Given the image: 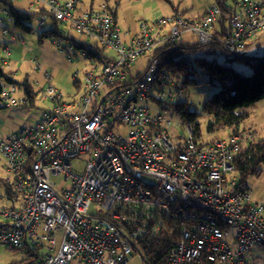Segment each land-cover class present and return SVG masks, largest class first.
Segmentation results:
<instances>
[{
	"label": "built area",
	"instance_id": "2783aa9c",
	"mask_svg": "<svg viewBox=\"0 0 264 264\" xmlns=\"http://www.w3.org/2000/svg\"><path fill=\"white\" fill-rule=\"evenodd\" d=\"M25 1L40 27L51 21L79 35L54 45L69 61L82 55L90 67L83 94L71 102L44 72L50 108L0 141L3 183L18 196H6L12 207L0 209V245L36 258L26 264H131L135 258L157 264L150 255L155 241L169 234L163 264H264V203H252L248 185L234 176L241 148L255 136L205 143L186 125L175 142L167 129L173 117L151 108L174 103L172 75L153 57L133 72L139 58L187 34L200 45L216 41L229 53L245 50L264 32V1L218 0L198 21L175 14L156 28L141 22L129 39L107 4L83 10L81 0ZM3 87L2 103L17 108L16 88ZM82 155L89 161L80 173L73 162ZM61 175L66 186L59 189Z\"/></svg>",
	"mask_w": 264,
	"mask_h": 264
},
{
	"label": "rangeland",
	"instance_id": "374dc122",
	"mask_svg": "<svg viewBox=\"0 0 264 264\" xmlns=\"http://www.w3.org/2000/svg\"><path fill=\"white\" fill-rule=\"evenodd\" d=\"M55 1L64 4L69 0ZM230 1L231 5H233L234 0ZM215 2V0H81L80 7L83 10H90L107 4L114 13H116L118 27L121 32L125 34L128 31L131 33L138 31L141 22H146L156 28V23L160 19L168 18L175 14H184L185 17L189 16V18L201 16ZM10 5L26 12L28 3L27 1H18ZM9 7L10 6H5L4 3L0 2V20L7 18L5 12L9 11ZM176 10L179 12H176ZM5 26H8V24L0 23V43L2 46L5 43V37L1 34V30L2 27ZM30 26L32 28V33L27 34L15 29V27L11 25V22H9L8 27L15 33L18 43L15 45L9 44L12 50V57L9 60L11 65L8 66V68L4 67V69L8 73L11 71L13 72V79L17 83L22 84L28 81L33 94H35V106H25L24 101H27V96L24 93V89L21 86L15 87L16 91L13 98L18 107H8L2 102L0 103V141L25 127L36 124L39 117H41V112L50 108L51 104L43 98V92L47 86L43 76L44 72L47 71L51 74L52 84L60 92L65 102L76 100L83 94V73L90 67L87 60L81 55L73 57V59L69 61L65 55L57 51L53 44V38L49 33L55 28L51 21L46 26L40 27L39 24L33 20ZM58 31L64 37L79 38V35L68 26L61 25L58 27ZM170 31L171 27L167 26L166 33L169 34ZM42 33H45L47 37H42L40 39ZM257 37L260 48H258L255 53L258 54L248 52L246 54L247 56H264V33L258 34ZM255 38H253V40ZM185 39L196 41L190 34H187ZM154 52L155 51H152L146 56L139 58L137 64L133 67V72L140 71L146 65L149 57H153ZM3 56L4 54L1 50L0 59ZM229 58H233V56L229 55ZM34 60L37 61V63L39 62L38 64L43 65V73L35 70ZM217 62L221 65L231 66L241 75L252 76L253 74L252 67L242 61L234 60L230 62L226 61L223 57H219L217 58ZM77 72L81 73L77 79L81 83V86L76 84L75 75ZM165 89L168 90L170 88L165 87ZM216 91V88L211 87H194L186 92H179L176 87L174 88V93H176L174 103L186 102L190 104L192 111L200 114V135L202 142L205 143H210L215 140H229L230 132L228 130L212 134L208 133L207 126L210 120L202 113L204 103L207 102ZM151 108L154 113L159 111L160 113L166 114L168 117H173V122L167 129L175 142L179 140V137L184 135L186 125L176 117L174 112L171 110H159L155 105L151 106ZM240 128L241 131L252 133L255 136V142L264 141V100L256 104L251 110L250 118L244 122ZM123 131L125 132L124 128ZM87 161H89V155H82L79 160L73 162L74 170L82 173ZM261 168L262 172L259 176H252L245 182L249 187V192H251L252 203H264V165H262ZM234 176L237 182L242 184L239 174H235ZM5 177L6 174L3 171V164L2 161H0V209L12 207V202L5 196V187L2 184ZM55 180L58 183L59 189L66 186L63 175L55 177ZM90 212L96 213V207L93 206ZM2 223H4V221L0 219V226ZM259 257L261 259L255 261V263H261L263 257L261 254H259ZM26 258L23 252L15 251L0 245V264H21ZM131 264H143V262L135 258Z\"/></svg>",
	"mask_w": 264,
	"mask_h": 264
},
{
	"label": "trees",
	"instance_id": "16d2710c",
	"mask_svg": "<svg viewBox=\"0 0 264 264\" xmlns=\"http://www.w3.org/2000/svg\"><path fill=\"white\" fill-rule=\"evenodd\" d=\"M9 6V14L14 27L21 32L32 33L30 23L33 21V15L14 8L12 5ZM200 19H196V21ZM54 26V30L49 32L52 38H69L64 37L58 31V27L61 25L55 24ZM42 37L47 36L42 33L40 39ZM185 37L180 42L159 48L154 52L153 58H158L160 68L172 75L179 92H186L194 87L216 88L217 91L204 103L202 108V113L210 120L207 126L208 133H218L224 130L230 132L229 136L246 133V131H241V125L250 118L251 110L256 104L264 100V56H247L246 49L229 53L219 42L200 45L197 41H190ZM2 49L3 46L0 43V51ZM229 55L233 58H229ZM219 57L230 62L237 60L248 64L253 69L252 76L241 75L231 66L219 64L217 62ZM99 61L101 62V60ZM2 63L0 62V103L2 102L4 85L16 88L21 86L27 96V101L30 103L29 107H34L35 94H33L28 81L22 84L17 83L13 79L12 73L5 71ZM165 109L174 112L183 124L193 126L201 139L200 114L192 111L190 104L177 102ZM262 165H264V141L254 142L241 148L237 158L236 170L242 183H245L252 176H259L262 172ZM2 184L5 187V196L10 200H16L18 196L4 183ZM172 239L173 236L167 234L155 241V249L150 255L158 261L157 264L164 263ZM26 257L21 264L36 260L30 253Z\"/></svg>",
	"mask_w": 264,
	"mask_h": 264
},
{
	"label": "crops",
	"instance_id": "0c3cea01",
	"mask_svg": "<svg viewBox=\"0 0 264 264\" xmlns=\"http://www.w3.org/2000/svg\"><path fill=\"white\" fill-rule=\"evenodd\" d=\"M25 1V0H24ZM262 1H264V0H262ZM0 2L1 3H4V5L5 6H9L11 3L8 1V0H0ZM5 2H7V3H5ZM27 3H28V6H27V8L29 7V4H30V2L29 1H27ZM20 10V9H19ZM21 11H24V10H21ZM25 12V11H24ZM26 12H27V10H26ZM176 12H179V11H177L176 10ZM6 14H7V18L6 19H2V20H0V23L1 24H8V26H9V22H11V25H13L14 26V23H13V21H12V18H11V16H10V14H9V11H6L5 12ZM206 13V12H205ZM205 13H203L201 16H198V17H190L189 18V16L188 17H186V18H188V19H190V20H196V19H200ZM182 15H184V14H182ZM115 16H116V21H117V15H116V13H115ZM185 16V15H184ZM53 25H55V24H53ZM8 26H5V27H2V35L5 37L4 38V45H3V49H2V53L4 54V56L0 59V62H3L2 64H3V67H6V68H8V66H10L11 65V62L9 63V60H10V58L12 57V50H11V47L9 46V44H13V45H15V44H17L18 42H17V38H16V36H15V33L14 32H12V29L10 28V27H8ZM55 27V26H54ZM223 25L220 27V29L222 30L223 29ZM16 29V28H15ZM4 30H7L8 31V33L10 34V35H6L5 33H4ZM138 30H139V28H138ZM25 33V32H24ZM138 33V31H136V32H134V33H131L130 31H128V32H126L125 33V39H129L130 37H132V36H134L135 34H137ZM261 33H264V32H261ZM27 34H30V33H27ZM12 35V36H11ZM127 35V36H126ZM261 36V35H260ZM259 36V37H260ZM51 37H52V35H51ZM70 38H72V37H70ZM186 38V37H185ZM59 38H53V44L55 43V41L56 40H58ZM55 46V45H54ZM6 47H9L10 48V55L9 56H6V54L4 53L5 52V49H6ZM258 48H260L259 47V40H258V37L257 38H255L254 40H251V41H249L248 42V44H247V48H246V54L248 53V52H250V53H252V54H258V53H255V51L258 49ZM34 64H35V70L36 71H38V72H40V73H43L44 71V67H43V65H41V64H38L37 63V61H35L34 60V62H33ZM36 63L40 66V69H37L36 68ZM9 73H12L13 74V72L11 71V72H9ZM14 97V96H13ZM43 98H44V96H43ZM35 102H36V100H35ZM30 103H29V101H24V105L25 106H28ZM34 106H35V104H34Z\"/></svg>",
	"mask_w": 264,
	"mask_h": 264
}]
</instances>
